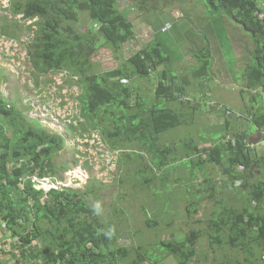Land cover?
Returning <instances> with one entry per match:
<instances>
[{
  "label": "trees",
  "instance_id": "trees-1",
  "mask_svg": "<svg viewBox=\"0 0 264 264\" xmlns=\"http://www.w3.org/2000/svg\"><path fill=\"white\" fill-rule=\"evenodd\" d=\"M129 1L143 17L177 9L185 18L190 4L200 2L193 13L202 15L199 25L221 18L230 28V47L212 48L205 27L190 25L204 41L199 44L171 16L164 25L148 24L153 39L127 56L136 26L118 0H10L1 9L13 20H2L0 36L26 46L33 89L42 92L40 79L48 77L60 92L75 88L67 98L79 113L64 117L58 112L65 110L49 108L56 125L62 123L54 133L43 122L45 113L32 106H48L51 97L37 103L33 95L20 108L19 100L0 92V246L6 247L0 264H264V153L257 146L264 142V0ZM238 29L243 36L235 35ZM169 32L171 43L188 45L185 55L196 59L202 69L195 74L207 83L218 82L209 71L214 51L231 55L229 67L222 60L224 71L242 81L230 82L244 102L242 112L207 106L222 119L207 139L175 132L196 126L204 112L194 101L215 94L203 85L190 95L198 81L171 59L161 39ZM101 47L112 53L115 70L94 61ZM94 137L99 148L89 142ZM67 147L77 152L75 165L87 178L74 179L77 187L36 189L34 178L57 183L52 178L75 167L58 163ZM107 150L116 161L106 160ZM103 191L118 194L98 203ZM132 205L143 215L141 228ZM106 208L111 216L103 215ZM123 234L131 235L129 245L120 243Z\"/></svg>",
  "mask_w": 264,
  "mask_h": 264
},
{
  "label": "rangeland",
  "instance_id": "rangeland-1",
  "mask_svg": "<svg viewBox=\"0 0 264 264\" xmlns=\"http://www.w3.org/2000/svg\"><path fill=\"white\" fill-rule=\"evenodd\" d=\"M7 7L9 5L10 0H7ZM119 5H120V9L123 12V14L126 16L127 19H129L130 21H132L134 23V25L136 26V34L137 37L134 41L129 42L128 44L125 45V54L127 56L132 55L134 53H136L137 51H139L145 44L149 43L151 41V39H153V36L151 37V34L149 32V29L147 27V25L149 24H155L158 23V21L162 20L163 25L166 23L165 21H169L171 19L172 16V20L177 23L179 22L180 24H182V26L185 28L184 31L182 33H184L186 30L188 32L192 31V38L198 42L199 44H203L204 41H202V38H200L197 34L198 29L196 30L195 28L198 27L204 31V27H201L202 25H199V23L201 22V19L203 18L202 15L198 14H193V13H199L197 11H199L200 7H203V4L200 2H192L190 4L192 11L190 12L189 15L186 16V18L184 17V15L182 13L179 12V10H169L168 12L165 13L164 16H160V15H150L148 17H143L142 15H140L138 13V11L133 7V5L130 3L129 0H118ZM173 15L176 16L178 19L173 18ZM5 13H3L0 10V27L2 26V20H8V21H12L13 19L10 18H5ZM198 16L200 17L198 20ZM19 17H22L21 15L17 17V19H19ZM180 20V21H177ZM215 25L209 23V25H207L205 27V29L207 30L208 33H210V38H209V42L212 45V48H216V47H226L229 48L230 47V34H229V30L230 28L228 26H225V24H223L222 19L218 18L215 19ZM31 23V22H29ZM204 23L206 25L207 21L204 18ZM211 24V25H210ZM191 26H196L195 28L188 30V28H190ZM83 30H86L85 28L82 27ZM1 30V28H0ZM171 32V31H170ZM164 33L163 35H161V39L166 41L167 46H170L169 49V54L171 56V59H175L177 58V65H179V69H181V71H185L186 73H188V75H190L191 78V82H194L195 80H197L198 82L195 81V88H192L190 90V95H195L197 93H199V87L203 86V88L206 89H211L213 90L212 92L215 94L214 97L211 96V92L208 93V96H205V100L202 101L200 99L197 101H194L198 104L199 109H201L203 113V115L199 116L198 121L196 124V126H190V127H181L178 128L175 132L178 133V135L180 136H185V138L187 140H191L192 138L195 140H198V136L196 133H200L201 137H211L214 135V128L211 126L214 123H218V114H211L207 112V106L208 105H215L216 104H222L225 107L227 106H231L233 108V110L238 113V111L243 107L244 102H242L241 100V96L239 93V90L236 89V86L231 85L232 83L240 84V80L237 77V80H230V77L228 76V74L224 71V66H223V58H224V54L223 51H214V53L212 54V63L213 66L210 67V76L215 75V78L217 79V83L214 82V79H210L208 81V83L205 81L207 78L204 77V75H196L195 72L197 70H199V73L201 72V67L199 65V63L197 64L196 59L193 56H186L185 54H187L189 52V48L188 45L186 43H178L177 45H175L174 43H171V33ZM150 35H149V34ZM237 33H240L243 36V32L241 29L235 30V35ZM187 35H184L183 39H186ZM3 39H6L2 36H0V43L2 42ZM22 40L28 41V38H25V36L21 37ZM188 40V39H187ZM237 40H240L239 36L237 37ZM7 41V40H6ZM5 41V44H7V47L2 51V49H0V92H2L3 97L9 101L12 100H19L20 101V108H23L22 105H26V103L31 100L33 98L34 95V101L39 103L40 100H43V98H45L46 96L51 97L49 99V105L53 108V109H63V110H67L66 111V116L72 117L73 114H78V108L75 105V102L73 99H69L67 98V93L68 92H72L75 88L73 87H65L64 91H58V88L55 86L54 83H52L51 81V77L48 78H41L40 79V89L42 90V92H39V90H34V86L36 85V83H34V79L31 76V71H32V67L31 64L29 63V60L27 59L28 54H27V49L25 45H21L20 43L18 44V47H11L10 45H8V43ZM207 40L205 41L206 44ZM242 44V43H241ZM240 44V46H241ZM202 46H200L199 48H201ZM242 48H245L244 46H241ZM177 48L179 50V53L176 51ZM242 50V49H241ZM234 55L238 56L240 54V50L237 52L236 50L233 51ZM182 54V55H179ZM234 59L231 57V55L228 52H225V58H224V63L229 64L233 61ZM94 61L99 63L101 66V69L104 71H112L115 70L118 66V63L114 60L112 53L110 52V50L106 49L105 47H101L98 50V53L94 56ZM243 66V62L240 61V67ZM234 67V66H233ZM31 69V70H30ZM218 72H222V74H218ZM193 75V76H192ZM4 77H8V83L7 81L4 82L3 78ZM62 77L63 76H59L58 80H59V84L62 83ZM206 78V79H205ZM234 78V77H233ZM55 81L57 80V77H55L54 79ZM39 82V83H40ZM232 82V83H230ZM222 84V85H221ZM231 85V86H230ZM147 86V84H146ZM229 86V87H228ZM149 88H151V84L148 85ZM235 89H234V88ZM232 88V89H231ZM198 89V90H197ZM37 93V94H36ZM143 96H145L144 93H142ZM146 95L150 96V93L147 92ZM32 96V97H31ZM222 100V101H221ZM66 101V104H64ZM207 101V102H205ZM22 104V105H21ZM194 104V103H193ZM63 105V106H62ZM33 108H34V113H37L38 111L43 110L46 106H37L35 105V103L33 102ZM229 108V107H227ZM60 113H62L64 115L65 112L60 111ZM210 115L211 117H209L208 115ZM200 120V121H199ZM222 119H220L219 121H221ZM43 122L45 124H47V128L50 129L51 131H53L54 133H61L62 128L59 126H62V123L59 124V126L56 125V123L53 120H50V118H44ZM193 130V131H192ZM173 131V132H174ZM201 131V132H200ZM192 136V137H191ZM194 136V137H193ZM199 138V139H200ZM179 140V139H178ZM203 139H201L200 141H202ZM90 144L93 146L94 143L92 140H90ZM68 146V145H67ZM93 147L99 148V146L97 144H95ZM73 148H68L64 151H62V153H60V155L58 156V163H65V165H67L69 168L75 166L73 169H71V171L64 173V175H58L55 178H52L53 180L56 179V181H58V183H53L55 186L54 188H59L61 189L62 187H77L74 184V175H79L84 172L77 170V166L75 165V155H76V151L72 150ZM101 149L102 146H101ZM259 151L261 153H264V148L262 146L259 147ZM109 152V156L106 158L107 161H111L114 157H115V161L117 160V154L116 153H112L108 150ZM94 161L97 160V158L94 156L93 158ZM68 168V169H69ZM115 170H116V166H115ZM116 171H114V173L112 175H114V177L116 176ZM85 179H86V175H84ZM82 179H84L83 177H81ZM92 178V177H91ZM112 181V180H111ZM47 182L50 183V181L48 180ZM52 184V183H51ZM120 193V192H119ZM118 194L117 191H103L102 193H100L99 195L102 196V199L98 202V203H102V202H113L114 198L116 197V195ZM138 206L139 205H132L133 209L131 211V213H133V215L135 216V221H136V227L137 228H141L144 224V219H143V215L139 212L138 210ZM103 215H108L111 216L112 215V210L110 208H106L104 209V211H102ZM182 216V215H181ZM169 237V235H165V239H167ZM174 237H176L177 239H181L182 237H180V235H174ZM120 243L122 245H129L131 243V235L128 234H123L120 236Z\"/></svg>",
  "mask_w": 264,
  "mask_h": 264
},
{
  "label": "built area",
  "instance_id": "built-area-1",
  "mask_svg": "<svg viewBox=\"0 0 264 264\" xmlns=\"http://www.w3.org/2000/svg\"><path fill=\"white\" fill-rule=\"evenodd\" d=\"M7 0H0V10L1 9H4V8H7ZM9 6V5H8ZM7 39H3L2 40V42L0 43V49H2V51L7 47V44H5V41H6ZM7 43H8V45H10L11 47H18L19 45V43L18 42H16V41H14V40H7L6 41ZM49 108H52L50 105H48V106H46L42 111L45 113V118L49 115V116H51V119L53 120V115H51V114H49ZM53 109V108H52ZM66 111L67 110H65L64 112V117L66 116ZM58 115H60V116H62L63 114L62 113H60V111L58 112ZM99 140V138H97V137H94L93 139H92V141H93V143H94V145L96 144V141H98ZM90 142V141H89ZM100 151L101 152H104V150L103 149H100ZM109 156V152H108V150L107 151H105V154H104V157L105 158H107ZM82 174V173H81ZM74 177V179H76V178H78V175H74L73 176ZM81 177H83L84 179H85V177H84V175H82ZM80 176H79V178H81ZM86 178H87V176H86ZM84 179H82L81 178V180H84ZM50 181V183L49 182H47V181ZM34 182H35V184H36V188L37 189H41V188H43V190H45V191H50V190H52V189H59V188H54V182H52L50 179H48V178H46V179H42V180H40V179H38V178H34ZM52 183V184H51ZM58 183V182H57ZM56 183V184H57ZM4 248H6L5 246H0V256L1 255H3L4 254V252H5V249ZM1 264H4V262L2 261V263Z\"/></svg>",
  "mask_w": 264,
  "mask_h": 264
},
{
  "label": "crops",
  "instance_id": "crops-1",
  "mask_svg": "<svg viewBox=\"0 0 264 264\" xmlns=\"http://www.w3.org/2000/svg\"><path fill=\"white\" fill-rule=\"evenodd\" d=\"M243 107H244V105H243ZM242 107V108H243ZM240 109L238 112H242L243 111V109ZM245 112V111H244ZM258 138H259V135H255V136H253L252 138H251V140H252V143L253 142H256L255 144H258V142L260 141H258ZM254 144V143H253ZM258 146V148L260 147V146H262L263 148H264V142L263 143H259V145H257Z\"/></svg>",
  "mask_w": 264,
  "mask_h": 264
},
{
  "label": "water",
  "instance_id": "water-1",
  "mask_svg": "<svg viewBox=\"0 0 264 264\" xmlns=\"http://www.w3.org/2000/svg\"><path fill=\"white\" fill-rule=\"evenodd\" d=\"M261 139V134H259V138H258V141ZM254 144L256 143V142H253Z\"/></svg>",
  "mask_w": 264,
  "mask_h": 264
},
{
  "label": "clouds",
  "instance_id": "clouds-1",
  "mask_svg": "<svg viewBox=\"0 0 264 264\" xmlns=\"http://www.w3.org/2000/svg\"><path fill=\"white\" fill-rule=\"evenodd\" d=\"M82 175H85V174H80L79 176L81 177ZM87 176V175H86ZM85 180V179H84ZM36 188V187H35ZM37 189V188H36ZM41 189H43V188H41ZM41 189H39V190H41Z\"/></svg>",
  "mask_w": 264,
  "mask_h": 264
},
{
  "label": "bare ground",
  "instance_id": "bare-ground-1",
  "mask_svg": "<svg viewBox=\"0 0 264 264\" xmlns=\"http://www.w3.org/2000/svg\"><path fill=\"white\" fill-rule=\"evenodd\" d=\"M261 140V139H260Z\"/></svg>",
  "mask_w": 264,
  "mask_h": 264
}]
</instances>
